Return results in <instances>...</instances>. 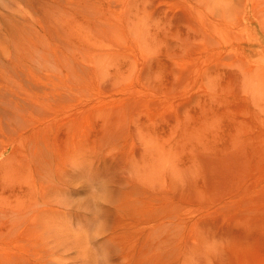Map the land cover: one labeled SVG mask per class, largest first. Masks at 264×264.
Instances as JSON below:
<instances>
[{
  "label": "rangeland",
  "instance_id": "1",
  "mask_svg": "<svg viewBox=\"0 0 264 264\" xmlns=\"http://www.w3.org/2000/svg\"><path fill=\"white\" fill-rule=\"evenodd\" d=\"M202 2L0 0V204L57 186L93 264H264V0Z\"/></svg>",
  "mask_w": 264,
  "mask_h": 264
},
{
  "label": "bare ground",
  "instance_id": "2",
  "mask_svg": "<svg viewBox=\"0 0 264 264\" xmlns=\"http://www.w3.org/2000/svg\"><path fill=\"white\" fill-rule=\"evenodd\" d=\"M227 2L228 0H203L202 6L198 7L197 11L201 15L208 14L207 16L212 18L211 25L215 28L219 23L226 24L228 17L232 14L233 10L231 6L228 8ZM217 6L220 7L218 8ZM260 12L263 14L262 10ZM0 40L3 41L2 39ZM0 48L4 53V47H1V44ZM254 79L251 78L249 82L251 83ZM143 137L146 138L145 141L150 145L149 150L152 156L150 172L154 174L157 168L165 164L166 156L161 153L157 143L150 142V136L144 135ZM140 172L138 171V173ZM15 175L20 176V173L17 172ZM31 184L32 187L30 188L35 190L18 189L12 193L11 197L5 198L3 204H0V215L11 227L6 232H0V236H4V239L2 238L3 243L9 244L12 249H16L14 256L6 255L3 252L4 254L0 255V261L3 262L8 259V264H13L14 262L12 261H15L16 258L20 261L23 259L24 253H30L34 258L38 259L39 264H43L42 262L54 264V261H52L53 257L75 250L78 255L75 261L85 264L84 261L87 262L88 259H91V264H93L95 258L88 253V246L85 243L87 232H89L88 225L84 224L82 220L73 221L72 218L76 216H74L72 209L68 206V202L60 199L62 191H59L57 186L41 185L38 189L36 188L38 182L33 180ZM129 199L125 197L117 199L113 202V209L117 213L122 214L129 208ZM142 202L144 206H149V202ZM75 223L78 225L76 227L77 230L72 229ZM11 236L14 237L12 240L10 239ZM17 252L19 253L17 254ZM96 262L95 264H107L105 260Z\"/></svg>",
  "mask_w": 264,
  "mask_h": 264
}]
</instances>
